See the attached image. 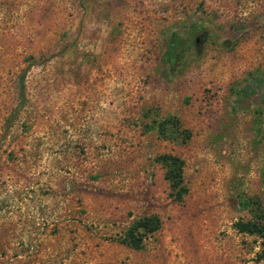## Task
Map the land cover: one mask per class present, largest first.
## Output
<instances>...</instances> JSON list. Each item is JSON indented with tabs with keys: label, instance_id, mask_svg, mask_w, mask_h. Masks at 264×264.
<instances>
[{
	"label": "rangeland",
	"instance_id": "1",
	"mask_svg": "<svg viewBox=\"0 0 264 264\" xmlns=\"http://www.w3.org/2000/svg\"><path fill=\"white\" fill-rule=\"evenodd\" d=\"M263 171L264 0H0V264H264Z\"/></svg>",
	"mask_w": 264,
	"mask_h": 264
},
{
	"label": "trees",
	"instance_id": "2",
	"mask_svg": "<svg viewBox=\"0 0 264 264\" xmlns=\"http://www.w3.org/2000/svg\"><path fill=\"white\" fill-rule=\"evenodd\" d=\"M19 89H22V75L20 76ZM152 128L155 129L157 135L161 138H168L171 131L174 130L180 134L181 140L189 138L187 129H180L177 118L173 115L166 116L160 121L154 123ZM155 161L158 162L164 169L163 177L167 180L170 192L169 196L173 201H181L183 195L186 194L187 188L182 177L183 160L171 153H163L156 156ZM262 182L264 184V171L262 172ZM242 207H250L256 205V200L242 199L240 202ZM255 211L259 210L256 206ZM258 218L253 221H237L234 223L235 228L239 232L258 233L264 236V208L261 212H257ZM160 220L156 215H144L132 221L120 236L119 242L128 245L133 249H139L143 245V240L146 236L154 233L159 229Z\"/></svg>",
	"mask_w": 264,
	"mask_h": 264
}]
</instances>
